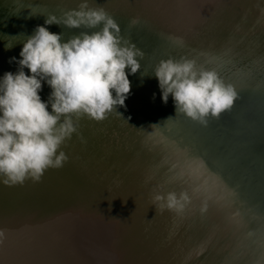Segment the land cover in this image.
<instances>
[{
    "label": "water",
    "instance_id": "water-1",
    "mask_svg": "<svg viewBox=\"0 0 264 264\" xmlns=\"http://www.w3.org/2000/svg\"><path fill=\"white\" fill-rule=\"evenodd\" d=\"M88 2L103 7L119 25L120 35L144 53L140 72L130 80L124 107L102 122L79 121V134L62 145L68 156L62 168L49 169L39 183L28 180L23 186L8 187L0 182V231L4 232L0 250L17 248L15 233L24 230L49 243L42 251L56 250L62 257L59 264H76L86 245L92 255L106 241L109 255L104 259L94 255L93 261L103 260L97 264H131L129 256L136 257L137 246L143 264H180L169 236L181 233L191 246L185 257H196L202 264H264V88L234 86L237 99L231 109L218 118L209 117L205 126L176 113L171 96L164 104L154 77L161 60L181 57L216 73L222 63L264 68V0ZM80 3L0 0V78L17 71L18 65L9 61L19 60L22 48L17 44L6 51L5 35H31L36 26L44 25L43 15L59 17ZM31 12L43 15L30 16ZM133 18L139 23L130 28ZM48 27L63 33L65 41L80 32L99 30ZM22 40L17 37L13 43ZM238 72L218 76L226 83L232 75L243 76ZM50 92L44 84L41 99L46 102ZM112 170L118 173L111 174ZM161 175L175 189L172 192H186L192 200L183 214L174 213L181 217V232H170L152 212L157 209L149 183L161 181ZM249 210L260 219L258 229L250 227ZM140 212L145 216L140 217ZM113 219L115 226L109 222ZM136 222L146 223L140 241L133 239ZM101 231L105 236L94 245L91 238ZM12 237L17 245L9 243ZM144 253L149 260L141 258ZM6 260L0 255V264H8ZM183 264L191 263L183 260Z\"/></svg>",
    "mask_w": 264,
    "mask_h": 264
},
{
    "label": "clouds",
    "instance_id": "clouds-1",
    "mask_svg": "<svg viewBox=\"0 0 264 264\" xmlns=\"http://www.w3.org/2000/svg\"><path fill=\"white\" fill-rule=\"evenodd\" d=\"M36 15L43 14L30 13ZM43 16L44 25L36 26L31 35L3 39L6 51L22 44L19 60L9 61L18 65L17 71L0 78V182L8 187L23 186L28 180L39 183L49 169L62 168L68 161L62 145L79 134L81 119L102 122L125 106L131 92L128 77L140 72L144 56L120 35L115 19L88 0L59 17ZM138 23L133 18L129 27ZM51 25L99 30L80 32L65 41L63 33L49 31ZM17 37L23 40L13 43ZM154 77L163 103L171 96L176 113L201 125L231 109L237 99L231 84L215 71L198 68L194 59L161 60ZM44 84L51 89L46 102L40 96ZM151 202L158 212L181 215L191 201L186 192H169L155 193ZM3 241L0 231V244Z\"/></svg>",
    "mask_w": 264,
    "mask_h": 264
},
{
    "label": "bare ground",
    "instance_id": "bare-ground-1",
    "mask_svg": "<svg viewBox=\"0 0 264 264\" xmlns=\"http://www.w3.org/2000/svg\"><path fill=\"white\" fill-rule=\"evenodd\" d=\"M208 68L207 66L204 67V69ZM232 72H237L241 71V75H243L242 77L239 78L240 74H235L232 75L233 79L229 82H226L225 84H231L233 87L243 84L245 86H249V87H254V86H258L261 88H264V68L263 67H256V66H242L239 62H233V63H222L220 64V67L218 69V75L220 73H226L228 71ZM129 80L134 79L135 75H129ZM244 89H240V91H243ZM246 91V90H245ZM185 131V130H184ZM186 132V131H185ZM71 141V140H69ZM82 144V143H81ZM199 144L197 143V146ZM199 147V146H198ZM200 149V147H199ZM202 152V147L200 149ZM200 151V152H201ZM201 152V153H202ZM165 154V153H164ZM209 155L211 156V154L209 153ZM208 155V156H209ZM118 172L116 171H111V174H116ZM122 174V172H120ZM140 178L146 180L145 178H143V175H139ZM161 181L159 179H155L153 183H149L150 189L151 191H153V195L155 193H160V194H167L169 192H172V190L175 191V189L167 184V181L164 180V176L161 175ZM164 177V178H163ZM183 178H185V176H182ZM123 180V179H122ZM240 185V184H238ZM172 188V189H171ZM192 201V200H190ZM135 203L130 204V206H128L131 210L133 208V205ZM228 205V202H227ZM36 209H40L42 210V208L39 207H35ZM138 210H140V207L137 208ZM156 210V207H155ZM152 211V210H150ZM136 213L138 211H135ZM152 212H156L157 217L160 218L161 221L165 222L167 224V229L171 232H176V230L178 232H181V228H180V224H181V217L177 216L174 214V212H170V211H164V212H158L156 211H152ZM226 212H228L226 210ZM245 212H248V210L245 209ZM147 213V212H146ZM140 217L144 215L143 212H140ZM148 214V213H147ZM125 214H121L122 217ZM248 218H249V222H250V227L254 229L255 228H259L260 226V219L254 214V212H251L249 210V213H247ZM138 216V215H137ZM86 219H77V221H75V224H78L81 221H85ZM110 224H114L113 226H115V219L113 220H109ZM138 223V224H137ZM51 225V223H49ZM49 224H47L48 227ZM137 226L136 228H140V230H137V232H134L135 229H133V239L140 241V239L142 238V233L141 232V228L143 227V224L145 225L146 223L144 222H136ZM143 230V229H142ZM105 235L103 234V232H97L96 234H94L92 236V240L94 241V245H97L98 243H96V240L103 238ZM179 236V238L177 237ZM172 239V243H173V249L175 250V255L178 256L180 258V260H182V263L179 262L180 264H183V260H185L187 263H191V264H202L200 262H197L198 260H196V257H193L190 255L186 256V253L188 252V250H190L191 246L188 245L187 243V239L185 238L184 235H182L181 233H174V234H170L169 236ZM14 238H17V241L20 243L19 246H16L17 248H13V247H9L5 248V249H1L0 250V255L1 257L7 259L6 261H8V264H16L19 260L21 261L22 264H35V262L37 264H41L42 263V259L46 260L45 264H59L61 262V256L57 253L56 250H54L53 248H51L52 250L50 251V253H43L42 249L44 246H47L48 244H44L42 241H40L36 236L33 235L32 232H26L24 230H20V232H16ZM13 237L11 239H8L9 243L13 244V245H17V243L15 242V239ZM109 247H110V242L108 244V241H106V243H100L99 247H96V252L94 254H90V251L88 249V246H85V254L84 257L81 259H77L76 260V264H85L83 261L88 262H94L97 264L99 263V261H103L100 259H104V256H108V251H109ZM137 250V251H136ZM136 253L137 255H141L140 252H138V246L136 247ZM199 253L201 252L200 250L198 251ZM132 253V251H131ZM197 253V255L199 254ZM96 256L100 259H95L93 261V256ZM136 255V257L134 258L131 254L130 259H131V264H143L142 261L140 260V258H138ZM112 257L115 258V254H112ZM144 261L145 260H149V255L147 254V256L145 255V253L143 254V256L141 257ZM179 260V259H178ZM178 260H175L178 261ZM143 261V262H144ZM146 263V261H145ZM144 263V264H145ZM174 263V262H173ZM18 264V263H17ZM103 264H109L108 261L103 262ZM162 264V263H161Z\"/></svg>",
    "mask_w": 264,
    "mask_h": 264
}]
</instances>
